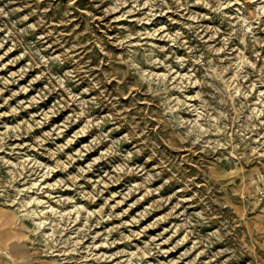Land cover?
<instances>
[{"label":"rangeland","instance_id":"374dc122","mask_svg":"<svg viewBox=\"0 0 264 264\" xmlns=\"http://www.w3.org/2000/svg\"><path fill=\"white\" fill-rule=\"evenodd\" d=\"M0 264H264V0H0Z\"/></svg>","mask_w":264,"mask_h":264}]
</instances>
